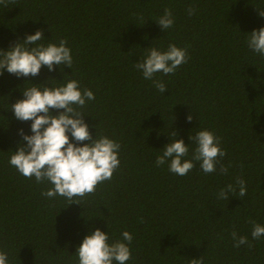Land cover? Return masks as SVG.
<instances>
[{"label": "trees", "instance_id": "trees-1", "mask_svg": "<svg viewBox=\"0 0 264 264\" xmlns=\"http://www.w3.org/2000/svg\"><path fill=\"white\" fill-rule=\"evenodd\" d=\"M165 8L174 24L162 31L155 21ZM258 9L264 10V0L0 4V49L42 30L39 43L66 39L73 57L72 69L42 66L35 77L0 75V251L8 264H78L77 247L96 228L108 233L109 243L122 240L124 231L132 234L126 264H264V236H251V221L264 225V57L247 46L250 32L264 27ZM169 44L186 48L188 59L174 74H155L167 88L161 93L135 63L147 48L164 51ZM69 79L94 93L82 109L92 136L121 146L112 179L73 201L43 196L50 183L38 184L9 164L22 139L18 130L32 134V122L17 120L10 105L32 84L55 87ZM204 129L220 138L226 153L217 171L205 174L193 161L179 176L167 161L156 165L172 131L189 147L184 159L192 160L190 136ZM237 177L246 182V196L239 197L237 187L228 200L218 199ZM234 230L251 247H234Z\"/></svg>", "mask_w": 264, "mask_h": 264}, {"label": "clouds", "instance_id": "clouds-1", "mask_svg": "<svg viewBox=\"0 0 264 264\" xmlns=\"http://www.w3.org/2000/svg\"><path fill=\"white\" fill-rule=\"evenodd\" d=\"M7 3L8 0H0V4L7 6ZM194 13L195 9L189 6L188 14ZM258 14L264 18V10H259ZM155 22L162 31L172 28L174 17L171 9L165 8L163 15ZM44 39L43 31L37 30L15 42L7 51L0 49V75L6 70L17 77H35L39 75L42 66H47L50 72L61 65L72 69L73 57L71 49L67 47V40L61 39L59 44L39 43ZM247 46L264 57V27L250 32ZM147 49V54L135 63V68L142 72L145 80H152L159 92L165 93V83L155 80V74H174L179 66L187 63V50L175 44H169L164 51L156 47ZM22 94L23 98L11 104L10 108L17 120L32 122V134H25L23 129L18 130L22 139L17 150L10 156L9 164L12 167L28 179L34 177L38 184L45 181L50 183L52 187L42 192L43 196H61L69 201L94 194L98 184L112 179L120 165L118 157L121 146L108 136L93 137L90 133L82 111L86 101L95 99L90 89H81L79 81L69 79L55 87L32 84L31 87L24 88ZM53 110L58 114L53 115ZM187 120H192L191 114ZM177 136L175 131L169 134L170 142L164 146L162 154L157 156V166L167 161L170 172L185 176L193 169V161H197L205 174L217 171L220 158L226 155L220 147L219 137L207 129L197 131L190 136V140L196 145L192 160H185L189 147ZM84 141L88 143H82ZM219 170L227 173L228 168L220 164ZM237 187L238 196H246V182L237 177L235 185L228 184L221 189L217 198L228 200V194L236 193ZM251 223V236L254 240H259L264 236V225L255 221ZM231 237L235 242L234 247L239 248L245 244L251 247L248 238L238 235L235 230ZM132 240V234L124 231L122 240L109 243L108 233L96 228L77 247L78 264H126L131 258L129 245ZM0 264H8L7 254L3 251H0ZM190 264H202V260L192 259Z\"/></svg>", "mask_w": 264, "mask_h": 264}]
</instances>
